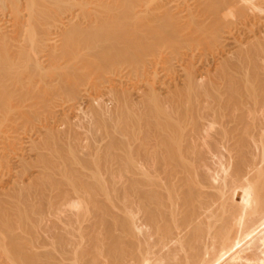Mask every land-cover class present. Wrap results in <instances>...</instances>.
I'll return each instance as SVG.
<instances>
[{
    "label": "bare ground",
    "instance_id": "6f19581e",
    "mask_svg": "<svg viewBox=\"0 0 264 264\" xmlns=\"http://www.w3.org/2000/svg\"><path fill=\"white\" fill-rule=\"evenodd\" d=\"M0 264H264V0H0Z\"/></svg>",
    "mask_w": 264,
    "mask_h": 264
},
{
    "label": "rangeland",
    "instance_id": "374dc122",
    "mask_svg": "<svg viewBox=\"0 0 264 264\" xmlns=\"http://www.w3.org/2000/svg\"><path fill=\"white\" fill-rule=\"evenodd\" d=\"M70 51H68V53L65 54V55H69L70 53H71V56L72 55H76V54H82V55H84L85 53H86V55L88 54L87 50H84L82 48H77V49L70 50ZM73 51H75L74 54H72ZM90 58L87 60L88 62L86 61V63H88V65H87L86 69L83 72H81L78 75L77 74H73V75L69 76L68 79H67L70 82V84L74 85L75 84L74 81H75L76 84L79 86L78 88L80 89V87H81L82 91H80L81 93H80L79 96H83L82 98L76 97L74 99V97H73V99H72L71 98L72 96L70 97V95H68L69 93H67V96H66V93H62V94L60 93L59 95L55 93L56 96L54 94L53 95L47 94V95H49L48 97H50V98H47V101L50 99L47 102L48 103L47 106L50 108V105H52L51 108L53 109V111H57V112H55V114H50L49 113L50 111H52L51 108H50L51 110L48 107H47L48 110H46L47 108H44V100L47 97V96L44 97L45 93H42L40 96L35 98L36 101L34 100L35 102L33 103V111H34V117L36 118V123H35L36 127H37L36 130H40L41 127L43 126V124H45L47 122V120L50 121V118H51V121H54V122L58 121V123L62 124V122L64 121V116H63L64 114H63V111H62L64 109H62V108L66 107L65 106L66 105L65 102L68 104V103H72V102L75 103L76 101H78L79 103L76 102L78 105L76 104L75 107H72V108L70 107L71 111L69 110L70 112L67 111V113H69V116H71V117H73L76 114L74 116V118L76 117V121H78L81 118H83L82 115L85 116L84 112H86L87 111L86 109H88V103H89V99L88 98L90 97V95L98 92L104 85H107L109 83L108 81H112L113 79H115L116 78L115 76H117V78L115 79V80H117L119 78V76H118L119 74H116L118 72V70L122 69L123 66H127L128 65V64H124V62H122V63L116 62L113 66L108 67V68L102 67V66H98L97 67L96 65L90 64V62H93V59H90ZM92 58H94V57H92ZM111 72H113V73H111ZM112 74H114V75H112ZM109 78H111V79H109ZM63 95H65V96H63ZM64 97H66V98H64ZM104 97L107 99L106 95ZM63 98H64V100H63ZM77 98H78V100H77ZM68 99H72L73 101H70ZM58 100H60V101H58ZM63 101H65V102L63 103ZM61 102H62V104H61ZM58 103L61 104V105H58ZM108 103H110V101H108ZM63 105H64V107H63ZM79 105H81L83 110H81V108L78 107ZM110 105H112V104L110 103ZM59 106H61V107H59ZM66 108L69 109L68 106ZM68 109H66V110H68ZM74 109H76V110H74ZM47 111H49L48 113L50 115L47 113ZM51 113H54V112H51ZM62 118H63V120H62ZM41 124H42V126H41ZM236 199L240 200L241 198H240V196H238V197H236Z\"/></svg>",
    "mask_w": 264,
    "mask_h": 264
}]
</instances>
